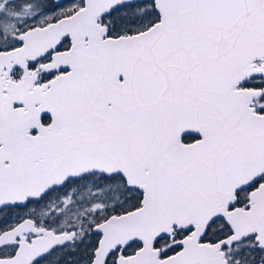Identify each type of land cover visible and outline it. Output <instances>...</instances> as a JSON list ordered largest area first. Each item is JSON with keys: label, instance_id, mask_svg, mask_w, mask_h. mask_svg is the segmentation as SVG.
I'll list each match as a JSON object with an SVG mask.
<instances>
[{"label": "snow or ice", "instance_id": "1", "mask_svg": "<svg viewBox=\"0 0 264 264\" xmlns=\"http://www.w3.org/2000/svg\"><path fill=\"white\" fill-rule=\"evenodd\" d=\"M0 264H264V0H0Z\"/></svg>", "mask_w": 264, "mask_h": 264}]
</instances>
